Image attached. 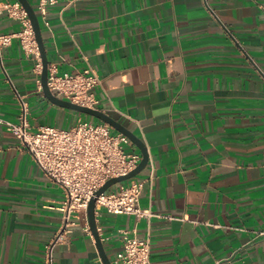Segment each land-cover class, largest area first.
<instances>
[{
  "label": "crops",
  "instance_id": "1",
  "mask_svg": "<svg viewBox=\"0 0 264 264\" xmlns=\"http://www.w3.org/2000/svg\"><path fill=\"white\" fill-rule=\"evenodd\" d=\"M37 17L48 66L95 69L94 108L148 154L133 178L152 174L139 206L161 216L98 209L109 261L127 229L149 240L151 264H264V0H59L47 7V25ZM21 28L0 14V34ZM38 61L16 37L0 47V120L17 121L18 96L32 130L85 119L43 95ZM2 121L0 264H45V245L63 225V190ZM73 219L52 264H102L82 230L86 216Z\"/></svg>",
  "mask_w": 264,
  "mask_h": 264
},
{
  "label": "built area",
  "instance_id": "2",
  "mask_svg": "<svg viewBox=\"0 0 264 264\" xmlns=\"http://www.w3.org/2000/svg\"><path fill=\"white\" fill-rule=\"evenodd\" d=\"M58 1L36 0L35 11L46 25L47 7ZM3 12L17 19L22 28L14 34H0V47L9 45L11 39L16 37L24 52L39 57L30 21L21 4L17 0H0V14ZM35 69L41 71L40 61L35 64ZM98 83L96 70L90 66L82 71L61 74L57 72L56 65L47 67V86L52 94L79 105L94 108L96 101L90 90ZM17 98V121H0L19 139L43 173L63 190V198L57 207L63 225L45 245V264L53 263L52 248L76 224L73 217L81 212L86 216V207L92 197L95 199V214L103 208L107 213L133 215L136 219L161 216L150 209L142 210L139 206L143 187L146 184L151 187V173L141 179L130 178L126 184L119 182L117 188L111 190L109 187L95 195L106 180L126 175L140 161L141 153L130 149L132 142L126 135L113 132L105 122L93 123L81 116L68 128L45 125L32 130L27 120V104L22 97ZM82 230L91 235L87 224ZM118 235L121 247L115 253L112 264H151L147 238H139L134 230L127 229H119Z\"/></svg>",
  "mask_w": 264,
  "mask_h": 264
},
{
  "label": "water",
  "instance_id": "3",
  "mask_svg": "<svg viewBox=\"0 0 264 264\" xmlns=\"http://www.w3.org/2000/svg\"><path fill=\"white\" fill-rule=\"evenodd\" d=\"M17 1L21 4V6L23 7V9L25 10L28 16V19L30 21L31 28L33 31L34 39L37 45L40 62H41L40 85H41V90H42L43 95L51 103L57 106H60L66 109H71L73 111L92 116L98 119L99 121L107 123L116 131L121 132L124 135H126L137 146V148L139 149V152L141 153V159L133 170H131L126 175L109 178L108 180L105 181V183L101 187L97 189V191L95 192V195L96 196L99 195L100 193L106 191L109 187H111L112 185H115L116 183L128 180L138 175L141 172V170H143L147 165L148 154H147V151H146V148L143 142L137 136H135L124 125H122L120 122H118L115 118H113L109 114L99 109H96V108L79 105L71 101L62 99L52 94V92L49 90L47 86L48 61H47L45 50H44V44H43L42 35H41V28H40L37 14L35 10L33 9V7L30 5L28 0H17ZM94 203H95V199L92 197L89 200L88 205L86 207V219H87L88 227L94 239V244H95V247L97 249V252H98V255L100 257L102 264H112L105 254L103 245L100 241V237L97 232V227L95 223Z\"/></svg>",
  "mask_w": 264,
  "mask_h": 264
},
{
  "label": "rangeland",
  "instance_id": "4",
  "mask_svg": "<svg viewBox=\"0 0 264 264\" xmlns=\"http://www.w3.org/2000/svg\"><path fill=\"white\" fill-rule=\"evenodd\" d=\"M84 115H85V114H84ZM85 116H86L85 119H87V120L90 121V122H93V123L98 122V120L95 119V118L92 117V116H89V115H85ZM127 181H128V180H125V181H122V182H120V183H122V184H126ZM120 183H117V184H115V185H112V186L110 187V189L113 190L114 188H117V187L119 186Z\"/></svg>",
  "mask_w": 264,
  "mask_h": 264
}]
</instances>
